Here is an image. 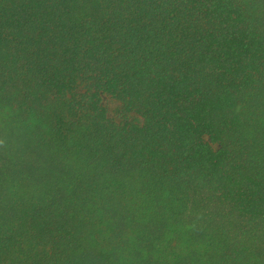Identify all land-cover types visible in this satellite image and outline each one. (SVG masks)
I'll list each match as a JSON object with an SVG mask.
<instances>
[{"label": "trees", "instance_id": "obj_1", "mask_svg": "<svg viewBox=\"0 0 264 264\" xmlns=\"http://www.w3.org/2000/svg\"><path fill=\"white\" fill-rule=\"evenodd\" d=\"M0 264H264V0H0Z\"/></svg>", "mask_w": 264, "mask_h": 264}, {"label": "rangeland", "instance_id": "obj_2", "mask_svg": "<svg viewBox=\"0 0 264 264\" xmlns=\"http://www.w3.org/2000/svg\"><path fill=\"white\" fill-rule=\"evenodd\" d=\"M103 103L108 108L110 116L112 115L115 116V112L118 106L117 103L111 98H106V97H104Z\"/></svg>", "mask_w": 264, "mask_h": 264}]
</instances>
